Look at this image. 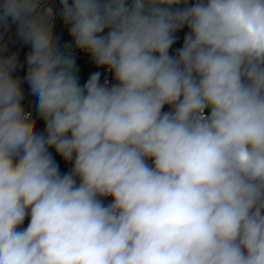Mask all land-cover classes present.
<instances>
[{
    "label": "clouds",
    "instance_id": "9594fccd",
    "mask_svg": "<svg viewBox=\"0 0 264 264\" xmlns=\"http://www.w3.org/2000/svg\"><path fill=\"white\" fill-rule=\"evenodd\" d=\"M0 30V264H264V0H0Z\"/></svg>",
    "mask_w": 264,
    "mask_h": 264
},
{
    "label": "built area",
    "instance_id": "2783aa9c",
    "mask_svg": "<svg viewBox=\"0 0 264 264\" xmlns=\"http://www.w3.org/2000/svg\"><path fill=\"white\" fill-rule=\"evenodd\" d=\"M51 2V0H50ZM58 2V0H57ZM15 30H16V25H13L12 28L3 33V39L5 42L8 43L9 46V51L10 52H17L19 54V60L21 62V64H24L25 61V56L27 54V52L30 50V47L28 45L23 44L21 41L18 40V38L15 35ZM2 31V30H0ZM57 35L61 37V39H63L64 37V26L62 24H58L57 27ZM65 43H68L70 41L65 40ZM82 55V54H81ZM26 64H24L23 68L18 69L17 71V75H19L21 78H23L26 75ZM101 71L103 72V70L101 69ZM102 81H103V76H102ZM25 90L27 92V85L24 86ZM31 101L32 98L30 96L26 95V99L24 101L26 107L31 110ZM61 163V169L62 171L65 170V165L62 161H60ZM68 167L70 168V165H68Z\"/></svg>",
    "mask_w": 264,
    "mask_h": 264
},
{
    "label": "rangeland",
    "instance_id": "374dc122",
    "mask_svg": "<svg viewBox=\"0 0 264 264\" xmlns=\"http://www.w3.org/2000/svg\"><path fill=\"white\" fill-rule=\"evenodd\" d=\"M92 71H96V69L94 68V66H89V65H83L82 66V71H81V82L83 83L86 79L87 76L92 72ZM58 163H60V161H57ZM61 164V163H60ZM62 170V169H61Z\"/></svg>",
    "mask_w": 264,
    "mask_h": 264
},
{
    "label": "crops",
    "instance_id": "0c3cea01",
    "mask_svg": "<svg viewBox=\"0 0 264 264\" xmlns=\"http://www.w3.org/2000/svg\"><path fill=\"white\" fill-rule=\"evenodd\" d=\"M95 68V67H94ZM96 69V68H95ZM96 70H98V69H96ZM100 71H101V69H99Z\"/></svg>",
    "mask_w": 264,
    "mask_h": 264
}]
</instances>
